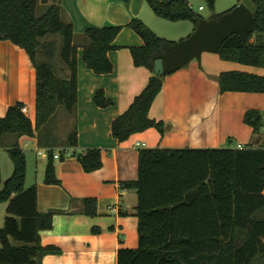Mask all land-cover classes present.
Masks as SVG:
<instances>
[{
  "label": "trees",
  "instance_id": "16d2710c",
  "mask_svg": "<svg viewBox=\"0 0 264 264\" xmlns=\"http://www.w3.org/2000/svg\"><path fill=\"white\" fill-rule=\"evenodd\" d=\"M40 1L48 2L0 0V39L25 49L37 75L35 121L23 112V101L0 115V141L14 165L0 189V202H8L0 227V264H42L46 254L59 252L41 241V231L52 228L57 212L98 214L95 197L78 199L81 204L75 211L41 212L37 185L26 186L27 157L19 141L23 135L37 137L39 146L47 149L46 183H62L56 175V149L60 159L71 149L86 172L103 166L101 148L76 150L78 45L73 23L63 20L61 0L38 15ZM146 1L160 17L193 21L194 30L204 17L189 0ZM252 1L258 7L255 30L222 40L217 53L225 60L264 67V0ZM207 2L214 18L236 6L216 12V0ZM126 25L144 40V45L130 48L134 64L149 68L152 75L128 109L114 119L112 133L119 141L151 127L162 135L168 129L149 111L169 73H155V60L177 42L157 34L139 17ZM124 26L106 23L85 29L89 41L82 59L96 73L113 71L108 52L117 47L113 41ZM48 35H59L60 46L55 38L45 39ZM216 78L222 92H264V74L228 70ZM94 101L101 107L113 104L102 88ZM244 121L253 128L256 146L250 142L244 148L159 145L140 149L137 179L123 181L124 187L137 190L139 242L137 247H120L117 264H264V110L248 109Z\"/></svg>",
  "mask_w": 264,
  "mask_h": 264
},
{
  "label": "crops",
  "instance_id": "0c3cea01",
  "mask_svg": "<svg viewBox=\"0 0 264 264\" xmlns=\"http://www.w3.org/2000/svg\"><path fill=\"white\" fill-rule=\"evenodd\" d=\"M53 1H40L37 10L44 13ZM240 1H232L231 6ZM61 6L63 20L73 23L74 42L78 45L76 150L101 148L103 166L86 172L70 149L65 159L55 158L56 175L62 183H46L47 149L39 146L35 136L20 137L23 149L30 147L32 142L36 154L44 159L36 162L27 159L26 186L37 185L41 212L50 209L75 211L81 204L78 199L84 197H95L98 202L95 216L79 212H57L54 215L52 228L41 231V241L43 245L56 246L60 251L46 254L42 264H117L118 249L137 247L139 242L137 190L124 187L123 181L137 179L140 149L159 145L237 147L242 143L246 147L250 142L254 144L253 128L244 121V114L250 108L264 110V92H222L216 76L228 70L264 74V67L231 62L222 59L217 52H203L201 60L193 59L164 77L162 90L149 115L166 122V132L162 135L157 128L151 127L119 141L113 136L112 123L128 109L152 75L149 68L134 64L130 48L144 45V40L126 24L133 17H139L154 32L172 40L186 37L194 30L195 24L189 19L171 21L160 17L146 0H61ZM204 8L199 6V9ZM185 21L192 24H185ZM106 23L125 26L113 41L117 47L108 52L114 64L113 71L96 73L82 59L83 46L89 41L85 29ZM100 88L113 104L101 107L95 103L94 96ZM36 98V70L25 49L11 40L0 39V115L4 116L10 105L23 101L35 121ZM39 149L44 151L39 153ZM55 152L60 153V149Z\"/></svg>",
  "mask_w": 264,
  "mask_h": 264
},
{
  "label": "water",
  "instance_id": "95a60500",
  "mask_svg": "<svg viewBox=\"0 0 264 264\" xmlns=\"http://www.w3.org/2000/svg\"><path fill=\"white\" fill-rule=\"evenodd\" d=\"M258 7L252 0H241L219 18H201L187 37L177 41L155 60V73L174 72L193 59L201 60L203 52H217L222 40L239 33L246 36L255 30Z\"/></svg>",
  "mask_w": 264,
  "mask_h": 264
},
{
  "label": "rangeland",
  "instance_id": "374dc122",
  "mask_svg": "<svg viewBox=\"0 0 264 264\" xmlns=\"http://www.w3.org/2000/svg\"><path fill=\"white\" fill-rule=\"evenodd\" d=\"M54 1H56V0H54ZM232 1H234V0H216L215 11H222L223 12V10H225L227 8L229 9V7H232L231 6ZM238 3L239 2H237V4ZM191 5H193L194 9L199 11L202 15H211L212 14L211 7H210L209 3L207 2V0H191ZM200 5H203V7H205V8L199 9ZM40 13H41V10H37V14L41 15L42 13L41 14ZM185 24H192V23H190L189 21H185ZM51 38L57 39V41L59 42V46H60L61 37L59 35H48L47 37H45V39H51ZM179 40H181V39H179ZM179 40H177V41H179ZM252 40H254V37L252 38ZM58 53H59V51H58ZM34 146H35V144L31 142L30 147L24 149L28 161L30 160L29 158H32V160L34 162H36L37 159L44 160L40 155L36 154L35 150L32 148ZM13 168H14V165H13V161L10 157V154H9L8 150L5 147H3V145L0 142V189L2 188L3 183L6 180V178H8L12 175ZM30 170H31V167H30ZM30 175H31V173H30ZM30 181H31V176L28 178V183H30ZM28 183H27V185H28ZM7 205H8L7 201H1L0 202V227L3 226L4 221H5V216L7 214ZM0 246H1V240H0Z\"/></svg>",
  "mask_w": 264,
  "mask_h": 264
},
{
  "label": "built area",
  "instance_id": "2783aa9c",
  "mask_svg": "<svg viewBox=\"0 0 264 264\" xmlns=\"http://www.w3.org/2000/svg\"><path fill=\"white\" fill-rule=\"evenodd\" d=\"M22 110H23L24 113H26L28 116H30V115H29V112H28V108H27L26 106H23V107H22ZM30 117H31V116H30ZM237 147H238V148H244L245 146H244L242 143H238V144H237ZM43 151H44L43 149H39V150H38L39 153H42ZM54 156H55V158H59V157H60V154L57 152V153H55Z\"/></svg>",
  "mask_w": 264,
  "mask_h": 264
}]
</instances>
